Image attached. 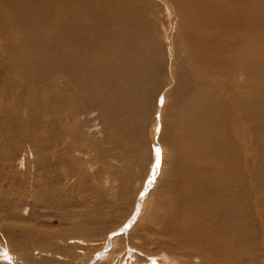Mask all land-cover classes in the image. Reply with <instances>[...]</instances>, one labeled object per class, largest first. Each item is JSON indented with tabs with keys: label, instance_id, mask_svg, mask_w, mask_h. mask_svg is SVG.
Masks as SVG:
<instances>
[{
	"label": "bare ground",
	"instance_id": "1",
	"mask_svg": "<svg viewBox=\"0 0 264 264\" xmlns=\"http://www.w3.org/2000/svg\"><path fill=\"white\" fill-rule=\"evenodd\" d=\"M157 1L170 37L169 86L158 101V115L162 121L172 98L180 108L173 135L165 134L164 141L174 162L166 211L182 225L186 241L192 243L189 232L195 231L224 248L241 245L248 236L245 222L264 224V197H259L264 193V5L245 10L235 0ZM136 17L126 0H0V85L33 83L42 75L48 91L55 89L58 104L65 105L66 93L72 97L84 84L96 85L95 72L99 92L117 84L128 101L142 100L143 79L153 69L144 55L151 42ZM106 19L116 24L113 37ZM97 66L103 70L97 72ZM228 82L236 87L232 92ZM130 106L121 108L122 117L135 111ZM158 124L151 129L153 143ZM154 146L152 176L164 148L159 142ZM245 160L252 164L248 170ZM246 175L255 181L252 209L245 202ZM205 224L215 226L204 231ZM114 236L107 245L115 248L119 236ZM106 249L91 264H105L100 260L112 253Z\"/></svg>",
	"mask_w": 264,
	"mask_h": 264
},
{
	"label": "rangeland",
	"instance_id": "2",
	"mask_svg": "<svg viewBox=\"0 0 264 264\" xmlns=\"http://www.w3.org/2000/svg\"><path fill=\"white\" fill-rule=\"evenodd\" d=\"M130 1L151 42L144 55L151 57L153 71L143 79L142 100L128 101L114 83L99 92L101 78L95 72L96 85L86 83L72 97L66 93L65 105L58 104L55 89L48 91L42 75L33 83L21 79L0 85V264H91L106 248L112 253L100 260L105 264H264V224L258 220L244 223L248 236L241 245L224 248L195 231L189 232L192 243L184 240L182 225L166 211L174 162L164 141L180 110L172 98L162 121L158 115V101L169 86L167 17L157 0ZM235 1L245 10L264 5V0ZM105 22L113 37L116 24ZM226 85L228 91L236 88ZM223 95L226 99L228 93ZM123 106L135 111L127 109L122 117ZM154 122L159 123L154 141L164 148L152 176ZM245 183L246 206L252 209L255 181L246 175ZM112 235L119 236L115 248L107 245Z\"/></svg>",
	"mask_w": 264,
	"mask_h": 264
}]
</instances>
